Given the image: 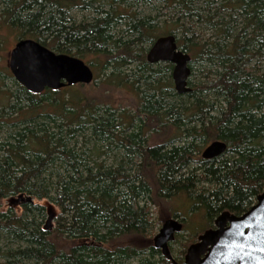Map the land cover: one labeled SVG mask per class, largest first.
Wrapping results in <instances>:
<instances>
[{"label":"trees","instance_id":"trees-1","mask_svg":"<svg viewBox=\"0 0 264 264\" xmlns=\"http://www.w3.org/2000/svg\"><path fill=\"white\" fill-rule=\"evenodd\" d=\"M5 28L95 75L34 93L0 69V264H173L151 242L159 200L188 203L171 215L192 243L264 190V0H0V45ZM166 34L191 57L185 93L171 63L145 58ZM113 87L130 91L125 118ZM215 140L225 151L202 158ZM45 202L54 229L43 230Z\"/></svg>","mask_w":264,"mask_h":264},{"label":"water","instance_id":"water-1","mask_svg":"<svg viewBox=\"0 0 264 264\" xmlns=\"http://www.w3.org/2000/svg\"><path fill=\"white\" fill-rule=\"evenodd\" d=\"M149 63L168 62L172 67V81L177 93L190 90V55L179 49L173 34L155 39L146 52ZM8 67L14 79L27 90L40 93L45 88L60 89L74 84H89L94 79L90 65L81 58L57 53L31 38L16 40L9 52ZM226 143L212 141L201 152L204 159L221 155ZM43 230L52 227L55 213L49 202ZM214 227L204 230L191 243L184 255V264H264V190L248 210L240 215L222 211L214 219ZM183 224L177 217L167 218L153 237V246L164 257L173 260L169 243L182 232Z\"/></svg>","mask_w":264,"mask_h":264},{"label":"rangeland","instance_id":"rangeland-1","mask_svg":"<svg viewBox=\"0 0 264 264\" xmlns=\"http://www.w3.org/2000/svg\"><path fill=\"white\" fill-rule=\"evenodd\" d=\"M133 9H137L138 11L142 12V10L144 11L146 8H142V7L135 8L134 7ZM203 35L205 37H210L211 36V31L207 30V31L204 32ZM1 36H2L3 42L0 45V69L2 70V68H4V72H3L2 76L8 75L9 73H10V76H13L12 73L10 72V70H9V67H8V59H9V52H10L11 48L13 47L14 43L16 42V40L14 38L15 35L9 29L7 30L5 28V29H3V31H1ZM89 59L92 61V58H89ZM190 59H191V57H190ZM188 65H189V63H188ZM96 81H98V79ZM3 82H4V84H3ZM3 82H2L3 90H7V89H12L13 88L12 79L4 78ZM95 91H96V89H95ZM129 92L130 91L128 89L126 90V89H120V88H114V87L111 88V91L108 92V95L111 96V98H112L114 106H116V107L118 106L120 108L118 110L119 113L120 112L123 113V111L127 110V109H132V107L130 105L133 106V101H132V98H131V95L129 94ZM131 112L133 113V111H131ZM123 115H125L124 116V118H125L126 114L123 113ZM127 120H128L127 118L123 119L125 128L128 127V123L125 122ZM128 131H129V129H128ZM170 133H171V129H168L166 131V134L170 135ZM1 134L2 133H0V136H1ZM150 135H151V132H150ZM152 137H153V134H152ZM159 139H161V138L158 136L157 140H159ZM88 148H92V143L87 146V149ZM97 148H99V150H100L99 154H97V158H96L97 161H103L105 164L111 163L112 162V155L114 153V151H112L113 149H107V147L105 148V146L102 147L100 143H98ZM47 201H49V200H47ZM158 202H159L158 206H152V222L154 224L153 228L151 229V242H152V244H153L154 235L158 232V230L160 229V227H161L162 223L164 222V220L166 218H168L166 216L170 215V217H172V215H171L172 213L171 212H172L173 208L171 206H173L174 204H175L176 207L178 206L179 207L178 211H180L181 213H183L188 207V203H185L184 205L182 204V206H180L176 201H171L169 199L163 200V201L159 200ZM53 210H54L55 216H54V219L52 220V224H53L52 228L54 229L55 224H56V216H57V212L56 211L57 210H55L54 208H53ZM188 215H190V214L188 213ZM182 216L179 215L177 218L179 220H182V218H183ZM46 217H47V213L45 214V217L43 219L44 220L43 225L45 223ZM196 217L194 216L193 218L195 219ZM210 228H212V227H210ZM181 233H182V237L179 238V241L174 243L172 248L169 247V251H170V254H171L173 260H174V256L180 255L181 252L185 250L184 254H183V259H184V255L186 253V249L191 244V243H188V232L185 230V231H183ZM196 241L197 240H195L194 242H196ZM58 242L59 241H57V244H58ZM70 242L72 244V243L77 242V240L69 241V244H70ZM194 242H192V243H194ZM60 243L63 244L62 242H60ZM4 245H5L4 241L0 240V247L3 248ZM61 246H67V245H61ZM0 263H1V260H0Z\"/></svg>","mask_w":264,"mask_h":264},{"label":"bare ground","instance_id":"bare-ground-1","mask_svg":"<svg viewBox=\"0 0 264 264\" xmlns=\"http://www.w3.org/2000/svg\"><path fill=\"white\" fill-rule=\"evenodd\" d=\"M153 44V43H152ZM150 48V47H149ZM145 58H146V56H145ZM95 75V74H94ZM94 80V79H93ZM17 82V81H16ZM21 85V84H20ZM24 88V87H23Z\"/></svg>","mask_w":264,"mask_h":264}]
</instances>
